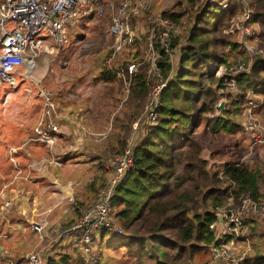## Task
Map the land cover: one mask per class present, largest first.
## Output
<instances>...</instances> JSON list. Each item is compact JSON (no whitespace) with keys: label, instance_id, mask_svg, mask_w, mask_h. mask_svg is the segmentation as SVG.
Here are the masks:
<instances>
[{"label":"trees","instance_id":"trees-1","mask_svg":"<svg viewBox=\"0 0 264 264\" xmlns=\"http://www.w3.org/2000/svg\"><path fill=\"white\" fill-rule=\"evenodd\" d=\"M122 1L111 0V3L115 8ZM214 5V0H183L182 3L176 0L156 13V18L168 20L178 29L167 38V52L159 48L158 33L155 34L153 48L158 53L155 59L158 75L147 71L149 61L146 57L137 62L134 54L131 60L136 68L132 73H126L130 61L126 60L114 69H101L96 78L100 79L98 90L114 103L105 105L106 119L114 115L110 120L112 135L101 143L104 145L101 150L95 147L90 152L96 158L92 159L98 160V169L103 171L108 169L99 158H112L121 153L127 146L131 123L144 111L149 90L163 84L153 107L155 121L138 125L131 144L132 163L114 185L110 199V219L116 229L108 232L111 233L108 245L122 247L121 256L125 260L136 259L138 263L135 264L142 258L150 259L151 264H227L210 256V245L216 239L227 241L231 238L225 233L219 236L208 228L217 220L215 211L222 208L229 197L235 204L242 194L264 203V163L256 155V147H264V121L260 116L264 107V49L253 41L257 34L254 25L264 28V0H227L225 7L217 11ZM105 11L109 12H105L104 17L110 24L112 13L108 9ZM150 15L149 10L144 15L146 25ZM84 18L97 17L88 14ZM245 27L248 28L246 33ZM186 28H189L187 33L180 34ZM142 39L146 47L145 35ZM243 39L258 53L248 52ZM233 50L246 57L227 60V52ZM173 52L177 53L174 68L170 61ZM110 54L111 46L103 62ZM236 63H242L243 68L235 69ZM220 65L226 70L215 75ZM119 67L124 69L123 77L116 76ZM50 96L58 109L59 96L52 92ZM249 100L252 103L248 104ZM220 101L224 102L221 110L218 108ZM248 106L258 122L251 130L243 126L244 110ZM200 124L209 135L226 136L227 143L219 145L215 156V151L208 153L207 158L201 154L198 135L193 129ZM239 141L244 147L241 156H237ZM226 152L227 159L214 163L213 158ZM95 178H99L98 184L95 185L96 181L88 184L96 194L108 184V176H103L101 171ZM74 204L78 217L86 204L77 201ZM71 221L58 226L59 233L65 237L72 234L65 232L73 225ZM242 223L248 250L235 264H264V232L257 231V227L264 224V216L250 214ZM72 232L76 233L72 234V239L65 238L66 251L55 256L50 253L54 245L43 255V264H78L81 261L78 249L81 231ZM105 233L101 230L98 234L94 264H100L101 246L97 243ZM68 250L71 251L68 253ZM91 250L89 253L94 252ZM196 254L205 255L206 260L197 263ZM9 255L0 254V259L9 257L17 263L19 259Z\"/></svg>","mask_w":264,"mask_h":264},{"label":"rangeland","instance_id":"rangeland-1","mask_svg":"<svg viewBox=\"0 0 264 264\" xmlns=\"http://www.w3.org/2000/svg\"><path fill=\"white\" fill-rule=\"evenodd\" d=\"M111 1V0H110ZM176 0H150L151 6L149 8L150 16L155 19V15L157 12H159L162 8L164 9L167 5L169 6L171 3L175 2ZM181 3L183 0H178ZM221 0H214L215 5L213 8L217 11V8H221L219 6ZM224 4L227 3V0H222ZM215 11V12H216ZM105 12L104 11L101 16L97 18H93L91 20H85L84 17H81L78 19L76 24L65 25V33H64V45L58 46V44L53 40V38L43 32H40L36 37L41 39L42 45L40 49L37 51L35 50V54L33 55V62L34 65H32L30 72L25 73L24 76L21 74H14V80H15V88L10 87L8 83L6 82H0V140L5 144H16L17 145H11V146H19L22 141L28 137H33L34 134L32 132L34 125L36 124V120L41 114V108L36 105V99L33 92V85H36L38 87H41L43 90L50 91L55 96H59V100L56 101L57 108L55 106L57 115L61 109H63L64 104L75 102L80 104H85L86 106L91 109L93 107L95 113L94 115L91 114L92 111H86L88 114H85V111L83 110L82 115L85 117V120L89 121V124H81L80 127L74 128L75 134L71 137H65L64 139L59 140L58 145L54 148H50L52 154H58V152L61 151H67V153H74L76 154L74 158L78 160L76 161V166H71V164L75 161L73 157L65 159V162L70 165V167L67 170H64L63 173L66 175H70L71 180H74L73 182H70V186H72L73 191L75 190H82L81 188H85L84 191L87 192L88 190L93 191V188L90 187L88 184L91 181H96L95 185L100 182L98 177L102 171L103 176L107 177L110 176V170L106 169L107 171H103V169L97 167L98 160H95V166H89V161H92V159H89L90 157L95 158V156H92L90 154L91 150H95V147L97 150H101V148L104 147L103 143L107 138L110 137L109 134L112 135V126H111V117L113 118L114 115L110 114L109 117L106 119V116L108 114L106 113V107L109 105H114L113 101L111 99H108L104 97L101 93V91L98 90L99 86V80L95 81V78L97 75H99V71L101 73V69L107 71V68L109 70L114 69L115 65L118 66L121 63L125 62L126 60H131L132 55H136V61L139 62L143 57H145V46L142 39V31L146 27V19L143 15H140L138 18H135L132 23L135 24L138 36L135 43L131 44L130 46H125L122 51H120L118 54L114 56L112 61L106 62V60L103 62L105 58V52L110 49L111 44L113 43V39L111 37V34H108L107 28L109 26V22L106 20V17H104ZM109 13V12H108ZM210 19V18H209ZM190 20V26H191ZM7 26L9 24L7 23ZM183 26V25H182ZM256 28V38L253 40L254 45L255 42L259 43V46H262L264 49V28L258 27L254 25ZM187 30L189 28H186L183 31L180 32V34L187 33ZM219 32V31H218ZM225 32V30H223ZM219 34H223L222 31L219 32ZM218 35V34H217ZM43 45H46L47 50H44ZM253 45V44H252ZM260 48L261 50H263ZM110 53V51H109ZM176 57L177 53L173 52L170 56V61L172 63V67H175L176 64ZM243 57H246L243 53H237L236 50L231 51L230 53L227 52V60H242ZM109 64V65H108ZM139 67V65H138ZM18 72L21 73V71H24V65L17 66ZM215 73V72H214ZM94 77V80L92 79ZM98 83V84H97ZM9 99V100H8ZM75 105V106H77ZM41 106V103H40ZM65 106V107H66ZM74 106V107H75ZM80 108V107H79ZM114 108H111L113 110ZM117 109V108H116ZM73 110V109H72ZM81 110V109H80ZM118 111V110H117ZM115 112V114L117 113ZM66 113V112H65ZM71 114V113H69ZM67 114V115H69ZM145 111L140 113L138 115V118L132 123L127 138H126V144L130 145L134 141L136 135V130L138 129V125L143 122L147 123L146 117H145ZM74 117H78L80 115V112L76 111L75 114H73ZM72 115V116H73ZM113 115V116H112ZM71 116V117H72ZM261 119L264 121V107L262 108L260 112ZM93 117V118H92ZM35 120V122H34ZM56 120V119H55ZM234 120H240L239 118H234ZM135 124V125H134ZM202 125L200 124L199 127H195L194 132L198 135V141L202 148V155L207 158L208 153L211 154V152L214 153V156L216 155L217 151L219 150V145L225 144L226 142V136L225 135H209V132L203 128H201ZM79 128H83L85 130L82 131ZM109 136V137H108ZM241 141H239L238 146L239 151L237 156H241L243 149ZM56 145V144H55ZM54 145V146H55ZM217 145V146H216ZM241 146V147H240ZM28 147H36L38 150H40L39 154L36 156L35 160L30 162H35V164L49 166V164H54L55 157L56 156H47L46 149L41 145L40 142H31L28 144ZM7 148V147H6ZM256 155L262 163H264V147L258 146L256 147ZM43 154H42V153ZM116 155V154H114ZM228 153L222 154L221 157L213 158L214 163H221L225 159H227ZM83 156V158H82ZM113 156V155H112ZM101 156L100 161L102 162V165H104L109 159V157ZM211 158V159H212ZM230 158V157H228ZM103 159V160H102ZM107 159V160H106ZM94 161V160H93ZM26 159L22 161V163H25ZM28 163V162H27ZM61 162L59 161V164ZM7 159H0V166H6L8 165ZM216 164V165H217ZM42 167V168H44ZM86 167V168H85ZM105 167V165H104ZM48 169V168H47ZM76 172V173H72ZM34 173V172H33ZM106 173V175H105ZM18 190H28L34 189L32 185H30L28 182L25 183H18L17 184ZM40 187V185H39ZM13 188V187H12ZM63 188V184L56 187L49 188L46 192L52 197H57L59 199L63 200V203L60 205V207L65 208L62 209V213L65 211H68L69 208H74L73 202L69 200V196H64L61 192V189ZM55 189H60L59 191H56ZM46 189H41V193L44 192ZM55 190L57 193L54 195L51 194ZM33 191V190H32ZM40 191V190H39ZM15 192V189H13L11 192L10 190L7 191V193H10L12 196ZM97 193V192H96ZM35 194V193H34ZM25 195H32L29 193H25ZM55 197V198H56ZM11 198V202L8 205L9 213H15L17 206H19V203L12 204L13 198ZM32 199V197H30ZM71 198V197H70ZM31 199L29 200V204H31ZM94 199V198H93ZM50 203L46 207H51L52 210H55V206H59V204H56V200L51 199ZM54 205V206H52ZM86 204L85 206H87ZM28 205L25 204V211L29 208H27ZM35 206V205H34ZM84 206V207H85ZM32 208V204H31ZM35 208V207H34ZM83 208V207H82ZM81 208V209H82ZM48 210V209H45ZM51 210V211H52ZM50 211V210H49ZM47 212V214L49 213ZM56 215V214H55ZM58 218L62 215H56ZM77 217V216H76ZM49 218V217H48ZM64 218V217H63ZM35 220V219H34ZM47 220V218H46ZM49 220V219H48ZM61 220H63L61 218ZM14 222H17L14 221ZM56 222V221H55ZM75 222V219L71 221V224ZM14 225V224H13ZM22 228L20 230L14 229L12 233H15L16 235L10 236L7 242L6 249L10 248V252L13 256V258H18L21 264H25V261L22 259V255L26 253H31L37 249H42L43 255L47 254L48 251L53 247L51 254L56 256L60 255L65 252L67 249V246H65L64 249V242H67L65 239L66 237L72 239L74 234L69 235L66 234V237L64 234H60L58 230V226L51 225L47 221V225L44 228L43 232L39 236L38 233L31 230L28 223L22 222ZM48 226V227H47ZM115 227V226H114ZM258 233L264 232V224H261L259 227H257ZM1 232V230H0ZM107 232V231H106ZM246 232V231H245ZM22 233V234H21ZM79 234V233H78ZM246 234V233H245ZM6 236V234H5ZM111 236V233H105L104 236L100 241H98L97 245L101 246V253L99 254V263L100 264H135L136 259H129L125 260L124 256H121V250L120 248H113L112 245H108L109 237ZM16 237V238H15ZM19 237V238H17ZM4 237H1L0 240H4ZM72 245L74 244V241L71 240ZM2 244V242H0ZM115 244V242H114ZM71 250H68L69 253ZM123 251V250H122ZM117 254H116V253ZM56 257L57 259L60 257ZM195 260L197 263H201L202 261L206 260V256L200 254H196ZM43 264V259L42 263ZM139 264H151V260L148 258H142L139 261Z\"/></svg>","mask_w":264,"mask_h":264},{"label":"built area","instance_id":"built-area-1","mask_svg":"<svg viewBox=\"0 0 264 264\" xmlns=\"http://www.w3.org/2000/svg\"><path fill=\"white\" fill-rule=\"evenodd\" d=\"M227 4V3H226ZM222 1L219 6L224 8ZM150 8V0H124L117 7H113L110 0H0V82H6L10 87L15 88L14 74L24 76L26 71V61L33 62L35 50H39L42 42L36 36L40 33L50 35L53 40L61 45L65 41V25H74L79 18L88 14L99 17L108 9L111 11V23L107 31L111 34L113 43L111 45V54L106 62H110L114 56L125 46L135 43L137 38V29L133 22L140 15H145ZM247 16V13H244ZM7 23L9 26H7ZM178 29L168 20H161L155 17H148L147 25L142 31L147 41L145 47V57L148 59V72L158 75L155 59L158 53L153 48V39L157 34L158 46L164 52L168 51L167 38L171 33ZM248 28H244L246 33ZM243 45L248 52L257 54L247 41L243 39ZM47 50L46 45H43ZM237 64V63H236ZM24 65V71L18 72L17 66ZM243 68L242 63H238L235 69ZM136 68V63L130 60L126 65V73H132ZM31 69V68H30ZM226 70L224 66H218L215 75H220ZM124 69L119 67L116 76L123 77ZM229 85H233L230 83ZM162 83L154 86L148 92L147 104L144 108L147 124H153L155 114L153 107L156 102V95ZM233 87V86H232ZM37 96L41 103V114L33 127V137H28L22 141L19 146L7 147L5 156L10 164L12 183L16 178L26 177L22 175L24 169H29L31 163L21 166L16 159L19 151H24L25 147L31 142H40L45 149H50L55 144L59 132L58 124L55 118L58 116L55 105L51 100L50 92L37 87ZM252 103L250 100L248 104ZM243 126L245 129L257 127V120L250 113L249 106L244 110ZM135 125V124H134ZM55 165H59L58 157H55ZM132 163L131 144L123 148L121 153L113 155L112 158L104 164L105 168L110 170L108 184L100 189L94 196V199L80 210V214L66 233H73L76 229L80 230L78 238V249L81 253V261L78 264L95 263V243L98 240V234L101 230L112 231L114 225L111 223L110 199L114 185L124 176ZM229 197L225 205L216 210L214 215L217 220L210 224L208 228L216 234H228L231 238L227 241L216 239V242L210 245V256L212 259L224 260L227 264H235L237 260L243 257L244 252L248 250L247 239L242 220L250 214H259L264 216V203L252 201L247 195H240L236 203ZM11 202L9 194L0 189V217L6 211ZM49 209L46 211V213ZM42 215V214H40ZM220 217V218H219ZM47 225L45 216L36 221L29 222L32 231L40 236ZM116 229V228H115ZM0 237L5 234L0 232ZM94 251L93 253H89ZM6 253V252H4ZM10 253L7 252L6 255ZM25 264H41L43 259L42 249H37L31 253H26L23 258ZM0 264H17L12 258L3 257Z\"/></svg>","mask_w":264,"mask_h":264},{"label":"crops","instance_id":"crops-1","mask_svg":"<svg viewBox=\"0 0 264 264\" xmlns=\"http://www.w3.org/2000/svg\"><path fill=\"white\" fill-rule=\"evenodd\" d=\"M97 76H96V78H97ZM96 78H95V81H97ZM92 79L94 80V77H92ZM33 87H34L33 88L34 96H35V99L37 102L36 105L38 107H40V99L37 96V91H38L37 87L38 86L33 85ZM77 104L78 103H75V102L67 103V106H66V104H64V106H63L64 108L59 111V114H58L59 116L56 120V122L58 124L59 132H58L57 139L55 142L56 145L53 144L51 149L53 147L55 148L58 145L59 140L64 139L65 137L73 136L75 134V132L73 130L74 128L80 127L81 124H84V125L89 124V121L84 119L85 117H83L82 112L84 110L85 114H88V112H86V111H89V112L92 111L91 114L94 115V113H95V111L93 110L94 108L91 107V109H89V107L86 106L85 104H80V103H79V105H77ZM75 105H77V106H75ZM76 111L77 112L79 111L80 115L75 118L73 114H75ZM69 113H71V114H69ZM67 114H69V115H67ZM34 122H35V120H34ZM79 129H81V128H79ZM84 132H85V130H84ZM138 132H139V130L137 131V133ZM135 135H136V133H135ZM18 143H20V141ZM18 143L7 145L1 139L0 140V159L6 160V157H5L6 147H15V146H11V145H17ZM51 149L46 150L47 155L58 157V159H60V162H61L59 165L49 164L48 167L47 166L44 167L43 165L35 164V162H30V161L35 160V158H37L36 156L40 153L39 152L40 150H38L36 147H28V145H27L25 147L24 151L17 152L16 159L21 166H24L25 164H28V163H31V165H32L29 169H24L22 175H24L26 177L25 179L18 177L12 183H9L12 180L11 179L12 173L10 172V167H11L10 164L6 165L5 167L0 166V189L3 188L4 192L6 194H7L8 190H10V192H11L13 189H15V192L13 193L12 196L10 195V193H8V194L10 197L13 198L12 204L19 203V206H17L16 210L14 211L15 212L14 214L9 213L8 208L6 209V211H4L1 214L0 230H1V233L6 234V236L4 237L5 239L3 238L4 240H0V242H2V244L0 243V254H3L4 252L11 253L10 248L6 249V248H8L7 247V242L9 240L8 238L10 236L16 235L15 234L16 232L15 233H12V232L14 229L20 230L22 228V225H21L22 222L28 223V225H29V222L36 221L38 218L45 216V218H47V221L49 223H51V225L59 226L60 223H64L66 221H70V220L75 219L76 213H75V204L74 203L76 201L78 203L82 202L83 204H89L94 198V194H95L94 191L88 190L87 192H85L84 191L85 188H81L82 190L73 191V188H72V186H70L69 183L73 182L74 180H71V177L69 174L66 175L65 173H63L64 170H67L70 167V165H68V163L65 162V159L71 158V157L74 158L76 154L67 153V151L66 152L61 151V152H58V154H55V153L52 154ZM82 158H83V156H82ZM88 158L92 159V157H90V155ZM24 159H26V162L22 163V161ZM74 159H75V161L71 164V166H74V165L76 166V161L78 162V160L76 158H74ZM93 160L94 159H92V161H89V163H87V164H89V166L94 165L95 160L94 161ZM42 167H44V168H42ZM94 167H96V166L94 165ZM72 173H76V172H72ZM21 182L22 183L28 182L30 185L33 186L34 189L29 188L28 190H25V191L18 190L16 186L18 183H21ZM62 184H63V188L61 189V191H59L60 189H55V190L61 192L64 196H69V200L73 202L72 204L74 206V208L71 207V208H69L68 211H65L64 213H62L61 211H62V209L65 210V208L60 207V205L63 203V200L57 198L56 196H55L56 198L52 197L48 194V192H46L49 188H51V187L57 188L59 185H62ZM39 185H40V187H39ZM43 188L46 190L41 193V189H43ZM55 190H53V192H51V194L54 195L55 193H57ZM25 193H29L32 195L31 196L25 195ZM30 197H32V199ZM50 198L56 200L57 205L59 204V206H55V208H56L55 210H52V208L50 206L46 207V206H48V204H46V203L51 202ZM28 199H31L32 208H31V204H29ZM25 204L28 206L30 205L29 208L27 206L28 209L26 211H25V209H23L25 207ZM52 206H54V205H52ZM45 209L50 210L48 214L46 213L47 210H45ZM40 214H42V215H40ZM55 214L56 215L57 214L62 215L61 218L63 220H61L60 217L58 218ZM16 220H17V222H14ZM17 238H19V237H17ZM0 239H1V237H0ZM24 255H22V258ZM20 258H21V256L18 257V259H20ZM17 264H21L19 260L17 261Z\"/></svg>","mask_w":264,"mask_h":264},{"label":"bare ground","instance_id":"bare-ground-1","mask_svg":"<svg viewBox=\"0 0 264 264\" xmlns=\"http://www.w3.org/2000/svg\"><path fill=\"white\" fill-rule=\"evenodd\" d=\"M32 67V62L31 61H26V71L25 73H28L30 71V68Z\"/></svg>","mask_w":264,"mask_h":264},{"label":"water","instance_id":"water-1","mask_svg":"<svg viewBox=\"0 0 264 264\" xmlns=\"http://www.w3.org/2000/svg\"><path fill=\"white\" fill-rule=\"evenodd\" d=\"M223 104H224V102L223 101H220L219 102V104H218V108H219V110H221L222 109V106H223ZM220 218V217H219Z\"/></svg>","mask_w":264,"mask_h":264}]
</instances>
